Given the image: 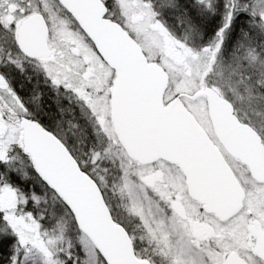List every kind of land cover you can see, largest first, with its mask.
<instances>
[{
    "label": "snow or ice",
    "instance_id": "6c2138e0",
    "mask_svg": "<svg viewBox=\"0 0 264 264\" xmlns=\"http://www.w3.org/2000/svg\"><path fill=\"white\" fill-rule=\"evenodd\" d=\"M0 264H264V0H0Z\"/></svg>",
    "mask_w": 264,
    "mask_h": 264
}]
</instances>
